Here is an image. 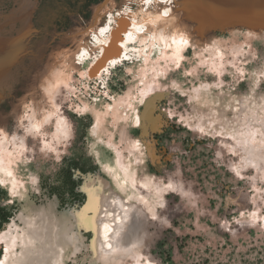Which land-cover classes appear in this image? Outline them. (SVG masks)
<instances>
[{
    "label": "rangeland",
    "instance_id": "374dc122",
    "mask_svg": "<svg viewBox=\"0 0 264 264\" xmlns=\"http://www.w3.org/2000/svg\"><path fill=\"white\" fill-rule=\"evenodd\" d=\"M100 1L0 0V121L1 116H6L3 124L8 133L17 130L25 133L23 127L27 122L24 120L20 125L11 111L31 81L32 69L50 55L70 56L71 50L76 48L75 44L70 47L71 34L88 27ZM128 1L114 0L108 6L121 19L118 12ZM198 1L178 0L174 9L185 18L192 45L185 51L182 69L166 80L172 88L171 93L163 92L151 100L150 109L146 111L140 107L144 129L130 131L132 137L141 138L147 149L139 174H152L160 182L172 181L175 186L166 194L156 219L149 222L150 215L144 212L149 224L142 251L153 264H264V160L257 166L241 167V150L232 152L228 149L232 140H226L225 144L217 133L200 132L190 126L198 121L199 111L203 110L206 118L220 116L217 127L225 122L229 127L237 128L238 114L231 105L245 98L251 99V106L254 102L262 103L264 30L243 31L223 25L215 11V0H200L202 7ZM130 6L135 9L138 5L131 1ZM212 19L216 22L211 23ZM103 20L104 23L105 17ZM250 21L252 25L261 22L247 19ZM82 36L84 39L77 38V43L80 40L90 42L91 35H87V31ZM207 41L220 44L226 51L224 57L234 62V66H225L221 79L207 68V63H198L200 56L206 55V60L210 57L208 50L198 45ZM234 49L238 50L235 56L231 53ZM129 64L125 61L111 69L107 87L100 80L91 81L89 88L84 83L76 84L80 94L72 97L73 103L82 104L84 99L89 103L111 102L106 92L111 96L123 94L133 82L126 68ZM213 82H219V85L214 87ZM206 83L219 99L214 104L199 106L188 94ZM179 88L185 90L184 95H179ZM58 97L61 112L69 121L70 136L54 138L47 147L40 137L28 135L18 168L25 189L22 194H13L0 182V207L11 213L8 221L14 220L18 226H23L20 214L32 212L37 217L42 209L43 218L63 217L77 227L80 223L74 214L81 211L88 200L82 187L85 180L101 177L113 188L112 180L98 164L95 152L104 159L113 156L104 144L112 131L115 133L113 142L118 147H125L126 143L120 141L116 133L117 128L107 122V131L100 139L96 138L91 133L93 116L74 112L68 99ZM240 102L245 103L244 100ZM46 131L51 134L53 127L47 126ZM79 228L85 245L76 256L70 255L66 264H89V245L94 233L81 224ZM1 248L2 243L0 254Z\"/></svg>",
    "mask_w": 264,
    "mask_h": 264
},
{
    "label": "bare ground",
    "instance_id": "6f19581e",
    "mask_svg": "<svg viewBox=\"0 0 264 264\" xmlns=\"http://www.w3.org/2000/svg\"><path fill=\"white\" fill-rule=\"evenodd\" d=\"M113 1L101 0L97 3L88 27L82 32L80 27L81 29L71 34L70 47L75 44L76 48L71 50L70 56L62 57L56 53L31 68V81L11 111L21 122L20 125L24 124V120L27 122L23 127L25 133L18 130L13 134L8 133L3 124L7 118L1 116L0 182L13 194H22V189H25L18 176V168L19 162L23 160L28 135L40 137L47 147L51 146V140L54 138L59 140L70 136L69 121L61 112L58 101V96H63L73 104L74 112L80 115L89 113L93 116L91 133L96 138L100 139L101 134L107 131V126L110 125L117 128L116 133L120 141L126 143L125 147H118L113 142L115 133L112 131L107 135L108 139L104 144L113 156L104 159L95 152L97 162L110 176L113 188L101 177L88 178L82 185L88 200L74 217L94 233L89 245V264H153L144 257L142 251L146 244L149 224L144 212L150 215L149 222L153 217L156 219L166 194L173 191L175 186L172 181L160 182L152 174H139L138 169L144 164L147 149L143 146L141 138L132 137L130 131L144 129L140 107H144L146 111L150 109L148 106L151 100L157 99L163 92L168 95L171 93L172 88L166 80L182 69L186 58L184 54L187 47L192 45V38L185 18L174 11L178 0H127L125 7L118 12L119 16H122L121 19L116 17L108 6ZM131 1L137 3L135 9L131 8ZM216 1L230 8H240V5L249 6L252 10L264 8V0H215L216 12ZM198 2L202 7V2ZM166 10L169 13L167 16L163 15ZM212 20L211 23L216 22L215 19ZM85 31L87 35H91L90 42L80 40L81 42L77 43V38L84 39L82 34ZM114 33L117 37L113 41ZM198 45L208 50L210 56L207 60L206 55L200 56L198 63H207V68L220 79L225 74L227 64L234 66L233 60L224 57L226 51L217 42L207 41ZM107 50L109 53H117L105 58ZM237 51L231 50L232 55L235 56ZM125 61L130 63L126 68L132 75L133 82L123 94L111 96L106 92L105 95L109 96L111 102L99 100L100 103H89L84 99L82 104L73 103L72 97L80 94L76 84L84 83L83 85L89 88L91 81L100 80L101 84L107 87V75L111 69ZM99 63L101 64L97 66ZM82 68L86 69L83 71ZM75 76L79 78L76 79ZM212 84L217 87L219 82ZM207 85H201L200 89L194 88L188 94L189 99L199 106L216 103L219 95L215 96V92H212L211 87L207 88ZM178 90L179 95H184V89ZM260 99L262 103L254 102L252 106L251 99L248 98L242 99L245 103L240 100L231 105L238 114L237 128L229 127L225 122H221L222 126L217 127V123L220 124V116L206 118L207 114L203 110L199 111L200 118L193 126L188 124L200 132L217 133L216 136L222 137L225 144L226 140H232L228 149L232 152L241 150V167L248 164L257 166L264 160V96H260ZM107 122L110 124L106 125ZM47 126L53 127L51 134L46 131ZM168 185H171V188ZM40 211L42 209H39L37 217L32 212L20 214L23 226L16 225L14 220L4 223V228L0 229V264H66L70 255L76 256L84 247L80 224L75 227L74 223L69 224L63 217H46V220Z\"/></svg>",
    "mask_w": 264,
    "mask_h": 264
},
{
    "label": "crops",
    "instance_id": "0c3cea01",
    "mask_svg": "<svg viewBox=\"0 0 264 264\" xmlns=\"http://www.w3.org/2000/svg\"><path fill=\"white\" fill-rule=\"evenodd\" d=\"M216 6L219 12H217L219 16L218 20L221 21L223 25H231L232 27L243 31L264 30V8L260 7L261 9L252 10L240 5L239 10L235 8L226 7V5L219 3V1H216ZM220 7L222 8L220 9ZM249 18L259 19L261 20V22H258L256 25H252L251 21L247 22V19Z\"/></svg>",
    "mask_w": 264,
    "mask_h": 264
},
{
    "label": "trees",
    "instance_id": "16d2710c",
    "mask_svg": "<svg viewBox=\"0 0 264 264\" xmlns=\"http://www.w3.org/2000/svg\"><path fill=\"white\" fill-rule=\"evenodd\" d=\"M10 216H11V213L6 211L5 207H0V228L5 222L9 220Z\"/></svg>",
    "mask_w": 264,
    "mask_h": 264
},
{
    "label": "water",
    "instance_id": "95a60500",
    "mask_svg": "<svg viewBox=\"0 0 264 264\" xmlns=\"http://www.w3.org/2000/svg\"><path fill=\"white\" fill-rule=\"evenodd\" d=\"M113 37H114V38H113V41H114L115 38L117 37V36L115 35V33L113 34ZM115 53H117V51H116ZM115 53H114V51L109 53V50H107L106 55H105V58H107V57H109L110 55H113V54H115ZM105 58H104V59H105ZM100 64H101V63H99L97 66H99ZM94 71H95V69H94Z\"/></svg>",
    "mask_w": 264,
    "mask_h": 264
},
{
    "label": "snow or ice",
    "instance_id": "6c2138e0",
    "mask_svg": "<svg viewBox=\"0 0 264 264\" xmlns=\"http://www.w3.org/2000/svg\"><path fill=\"white\" fill-rule=\"evenodd\" d=\"M168 14L169 13L167 10L163 13V15H165V16H167ZM182 42L187 43V41H182ZM9 175H11V173H9ZM237 175H239V173H237ZM168 187L171 188V185H168ZM160 207H163V204H161ZM153 219H155V217H153ZM105 227H107V226L105 225Z\"/></svg>",
    "mask_w": 264,
    "mask_h": 264
}]
</instances>
